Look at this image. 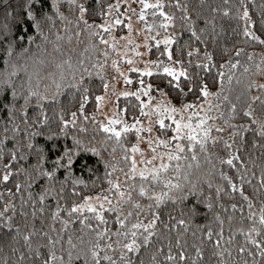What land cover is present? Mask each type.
<instances>
[{
  "label": "snow or ice",
  "instance_id": "6c2138e0",
  "mask_svg": "<svg viewBox=\"0 0 264 264\" xmlns=\"http://www.w3.org/2000/svg\"><path fill=\"white\" fill-rule=\"evenodd\" d=\"M0 264H264V0H0Z\"/></svg>",
  "mask_w": 264,
  "mask_h": 264
},
{
  "label": "trees",
  "instance_id": "16d2710c",
  "mask_svg": "<svg viewBox=\"0 0 264 264\" xmlns=\"http://www.w3.org/2000/svg\"><path fill=\"white\" fill-rule=\"evenodd\" d=\"M254 18H256V17L254 16ZM221 25L223 26V28L225 29V31L228 32L229 36H231V28L236 27L235 21L229 22L227 20H219L218 21V28ZM120 34L121 33L118 31L117 32V35H120ZM229 46H230V44H229ZM241 46L247 47V45H244L243 43H241ZM248 51L249 52H251V51L260 52L261 51V48H260L259 45H256L254 47H248ZM149 59H155V55L154 54L153 55H149ZM132 76L135 77V74H132ZM145 79H148V78H145ZM152 79L155 80V78H152ZM213 90H215V89L213 88ZM121 104L123 105V100H121ZM98 175H99V173H98Z\"/></svg>",
  "mask_w": 264,
  "mask_h": 264
},
{
  "label": "rangeland",
  "instance_id": "374dc122",
  "mask_svg": "<svg viewBox=\"0 0 264 264\" xmlns=\"http://www.w3.org/2000/svg\"><path fill=\"white\" fill-rule=\"evenodd\" d=\"M133 7H136V5H133ZM121 11H123V9H121ZM140 27H141V24H136V23H135V18H134V28L139 29ZM133 35H135V32L133 33ZM117 36H119V35H117ZM137 42H138V43H142V42H143V37H142V36H141V37H138V38H137ZM140 51H141V52H145L146 50H145L144 48H141ZM129 55H131V53H129ZM141 59H143V60H148V59H149V55H145V56L142 57ZM136 66H138V67H142V65H140V64H137ZM132 78L135 79L134 76H132ZM132 88H133V89L135 88V84L132 85ZM120 89H121V84H117V90H120ZM113 99H114V98H113ZM113 106H114V104H111V103H110V104L108 105V107L105 108L104 111H105L106 113H108L109 115H111V112L109 111V109H111ZM141 147H142V148H143V147H146V145L142 144Z\"/></svg>",
  "mask_w": 264,
  "mask_h": 264
}]
</instances>
